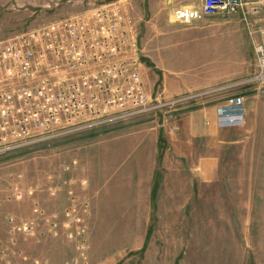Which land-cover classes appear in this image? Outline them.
Returning <instances> with one entry per match:
<instances>
[{
	"label": "rangeland",
	"instance_id": "1",
	"mask_svg": "<svg viewBox=\"0 0 264 264\" xmlns=\"http://www.w3.org/2000/svg\"><path fill=\"white\" fill-rule=\"evenodd\" d=\"M180 2L189 0H0V41L114 4L131 18L151 55L143 62L152 91L186 95L203 88L164 91V79L174 73L154 62L147 39L156 28L146 33L153 13L171 28L192 27L173 17ZM199 24L243 29L250 41L238 57L243 72L210 85L255 72L259 34H250L240 15ZM250 24L264 27V8ZM183 74L194 79L195 72ZM238 93L255 98L251 117L260 128L230 159L225 146L210 148L204 139L193 146L179 131L170 133L188 110ZM172 113L169 121L161 111L148 112L56 138L45 133L37 141L42 131L34 129L36 137L0 143V264H264V95L240 87L188 101ZM190 154L218 156L220 176L212 182L194 176L193 167L204 161Z\"/></svg>",
	"mask_w": 264,
	"mask_h": 264
},
{
	"label": "built area",
	"instance_id": "2",
	"mask_svg": "<svg viewBox=\"0 0 264 264\" xmlns=\"http://www.w3.org/2000/svg\"><path fill=\"white\" fill-rule=\"evenodd\" d=\"M263 8L264 0H189L175 7V20L186 26L240 15L259 37L252 75L174 97L152 91L135 24L114 4L0 41V143L36 137L30 134L34 129L42 131L32 140L37 141L45 133L56 138L148 112L161 111L169 121L188 101L240 87L264 95V27L250 24ZM247 101L246 93L218 99L220 125H244Z\"/></svg>",
	"mask_w": 264,
	"mask_h": 264
},
{
	"label": "crops",
	"instance_id": "3",
	"mask_svg": "<svg viewBox=\"0 0 264 264\" xmlns=\"http://www.w3.org/2000/svg\"><path fill=\"white\" fill-rule=\"evenodd\" d=\"M165 1L166 3L177 2V0ZM180 5L182 2L177 6ZM149 22L152 26L147 25L146 33L149 28L152 30L156 28L157 31L147 39L151 41L150 46L152 45L151 47L155 50L154 62L167 64L168 71L174 73L166 81L164 79L165 82L163 81L164 91L168 94L174 95L195 88H204L211 83L243 72L242 63L238 57L248 51L250 46L249 37L243 29L228 26L220 30L219 27H209L199 23L191 25L192 27L188 29L171 28L169 24L163 25V16L158 13H153ZM217 32L221 33L216 34ZM141 49L142 59L143 57L151 58V55H145V49L142 47ZM190 70L195 72L194 79L183 74ZM257 95L260 94L257 92ZM252 100L255 98L250 99L248 96L246 123L235 127L220 125L217 116L219 102H202L188 110L189 112L180 119L178 130H176L179 131L178 137L181 141L193 146L199 139H204L210 148L225 146L226 158L230 159L229 156L236 151L237 146H245L259 132V123L251 117L252 107L255 105ZM173 132L172 129L170 133L174 134ZM190 155L193 159L195 157L197 162L204 161L200 162L199 167H193L194 176L211 182L220 176L218 156L215 154ZM179 156L182 158L181 154Z\"/></svg>",
	"mask_w": 264,
	"mask_h": 264
}]
</instances>
